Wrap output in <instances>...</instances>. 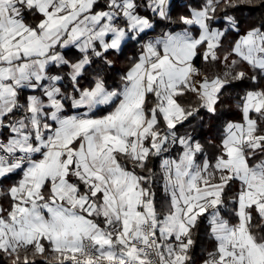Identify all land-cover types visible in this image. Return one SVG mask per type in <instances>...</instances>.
Masks as SVG:
<instances>
[{"label": "snow or ice", "instance_id": "1", "mask_svg": "<svg viewBox=\"0 0 264 264\" xmlns=\"http://www.w3.org/2000/svg\"><path fill=\"white\" fill-rule=\"evenodd\" d=\"M252 3L0 0L4 264H195L202 222V264H264V23L234 14ZM245 81L210 156L185 125Z\"/></svg>", "mask_w": 264, "mask_h": 264}, {"label": "trees", "instance_id": "2", "mask_svg": "<svg viewBox=\"0 0 264 264\" xmlns=\"http://www.w3.org/2000/svg\"><path fill=\"white\" fill-rule=\"evenodd\" d=\"M187 2L188 0H173L174 8L172 14L174 17L178 13L185 11L183 5ZM234 14L239 19L241 31H243L250 26L264 23V4H261L260 0H253L251 5L242 6L241 8L235 10ZM163 28L164 25L163 22H161L154 30H150L147 33L145 39H150L159 34ZM234 38L235 34H230L226 39V46L227 42ZM138 52L139 44L130 41L122 54L112 57L115 61L114 66L112 68L103 69L109 84L115 85L119 83V75L122 74L129 66V58H135V56L138 55ZM197 63L199 64V61H197ZM95 67H99V65L94 66V68ZM92 70L93 69H90V71ZM86 82L87 80L82 81V83ZM255 86L256 85H252L251 81H245L242 84L235 86L234 91L229 90L226 93L221 105L218 108V116L210 117L202 111V120L198 118L197 120H194L191 125H185L189 131L195 129L193 134L198 140H200L201 143L205 144L206 151L210 156L214 153V149L208 144L209 139L218 143L224 123L228 120H238L240 118L239 111L235 107L236 93H239L243 88ZM259 86L264 87V81H261ZM180 131L183 132L184 128L180 129ZM15 179L16 177H13L11 180H5L2 187L6 188L8 185L13 183ZM157 200L161 202L163 201V193L159 189L157 190ZM0 203L7 206V200L4 197H0ZM193 239L195 240V245L192 250L194 262L195 264H202V259L204 258L206 252L211 250L213 247V241H211L206 235V224L202 222L200 227L194 231ZM0 264H4V261L0 260Z\"/></svg>", "mask_w": 264, "mask_h": 264}]
</instances>
